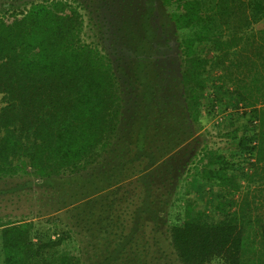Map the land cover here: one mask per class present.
I'll list each match as a JSON object with an SVG mask.
<instances>
[{"label":"trees","instance_id":"16d2710c","mask_svg":"<svg viewBox=\"0 0 264 264\" xmlns=\"http://www.w3.org/2000/svg\"><path fill=\"white\" fill-rule=\"evenodd\" d=\"M161 3L180 37L184 108L197 121L204 94L216 97L210 73L222 68L224 75L229 73L225 64L231 60L238 37L226 38L224 32L215 33L208 26L214 20L208 10L214 6V15L220 5L215 0ZM258 3L252 7L260 16L264 1ZM84 35L83 13L69 0H41L25 7L0 0V178L28 174L46 182L65 183L110 153L118 141L125 113L122 81L106 52L86 41ZM246 40L243 49L249 46L248 50L262 59L264 42L253 47L250 38ZM208 44L206 51L203 47ZM230 62L235 66L238 60ZM241 82L231 94L242 102L252 98V108L242 114L249 117L239 139L240 149L256 163L252 174H259L264 170V93L262 97L258 94L264 91V70L254 69ZM148 102L143 110L136 111V117L140 120L141 116L146 125L158 113ZM158 125L154 127L162 133L174 130L166 123L162 128ZM134 132L137 134L128 153L134 164L126 177L143 181L142 186L150 190V202L161 192L158 201L167 204L163 197L170 194L171 181L164 179L166 170L160 169L165 162L163 156L168 148L184 142L188 133H182L178 140L161 138L164 145L157 143L153 151L143 125ZM212 157L209 162H216ZM217 160L221 169L231 164L224 155ZM206 178L221 186L226 200L218 202L211 215L193 213L197 203H188L164 230L166 222L159 215H142L151 207L145 200L139 206L140 215H124L122 204L112 202L104 207L97 205L100 208L90 215L104 232L122 231L124 239L114 249L124 252L131 244L133 264H159L168 242L175 254L173 264H264V210H254L247 195L239 203L228 199L239 185L225 171H209ZM26 215L6 220L0 215V264H81L77 240L61 227L63 215L51 220L57 232L54 238L44 224L26 220ZM254 225L256 242L250 238ZM105 259L102 264L116 262L113 256Z\"/></svg>","mask_w":264,"mask_h":264},{"label":"rangeland","instance_id":"374dc122","mask_svg":"<svg viewBox=\"0 0 264 264\" xmlns=\"http://www.w3.org/2000/svg\"><path fill=\"white\" fill-rule=\"evenodd\" d=\"M9 1L25 7L41 0ZM69 1L77 5L83 13L85 40L97 44L106 52L121 78L125 113L118 141L110 153L65 183L46 182L40 177L28 174L0 178V215L6 220L21 219L27 214L24 217L26 220L44 224L53 238L57 236V232L51 220L56 219L57 215H63L61 227L70 231L77 240L81 264H102L108 255L115 258L116 262L112 264H133L131 244H128L127 251L124 252L114 249L124 239L122 231L104 232L93 221L90 213L95 208H100L97 205L104 207L110 202L119 203L126 211L123 212L124 215H140L139 206L144 200L148 201L147 206L149 203L151 207H147L142 215H159L162 222H166L165 225L163 223L164 230L167 222L170 223L172 217L181 213L184 206L191 202L197 203L193 213L213 214V207L226 199L221 192V186L206 177L209 171L223 170L227 177L234 178L239 185L238 190L228 199L239 203L247 195L254 210L259 207L263 211L264 170L259 174H252L256 163L248 154L242 152L239 142L249 117L242 114L251 110L252 98H249V102H242L231 94L236 86L243 84L241 81L246 80L247 75L254 73V69L264 70V63H261L264 56H261L263 60H258L257 54L252 49L248 50L249 46L243 49L247 37L252 41L253 47L264 42V12L257 16L252 7V4L258 6L260 0H215L220 5L218 4L214 15V6L210 9L207 7L212 14L211 20L214 19L208 26L215 33L224 32L226 38L232 35L238 37L237 45L230 55L231 60H238V63L234 66L231 60H227L225 65L229 73L226 75L224 68L211 71L210 86L214 87L217 98L212 96L211 99L209 94H204L197 121L184 108L186 102L181 83L183 66L180 37L161 0ZM258 17L260 18L255 20ZM209 47L208 44L203 49L208 51ZM254 59L257 61L254 62ZM147 92L149 93L146 94ZM254 92L257 96V90ZM262 93L264 91H260L258 97H262ZM148 100L150 105L156 106L155 111L158 113L146 125L141 121V116L140 120L136 117V111L143 110L142 107ZM162 123L176 131L162 133L154 127L159 124L158 127L162 128ZM142 125L151 139L150 150L153 151H156L157 143L164 145L161 138L173 137L178 140L182 133H188L184 142L168 148L163 156L162 161L165 162L160 169L166 170L163 173L164 179L169 178L171 181L168 185L171 192L163 197L167 199V204L159 203L158 194L160 196L161 192L155 194L156 203L150 202V190L142 186L143 181L126 177L134 164L128 154L133 146L132 139L137 134L132 132L134 128L139 129ZM190 130L193 131L192 134H189ZM222 155L231 162L224 169H221L217 160ZM211 156L216 162H209ZM153 175L156 176V172ZM123 183L125 184L122 185ZM144 190H147L146 194ZM106 191L107 194H102ZM255 229L256 225L250 237L253 242L258 240ZM169 244H166L167 252L162 255L159 264L174 263L175 254ZM118 255L121 256L117 257ZM154 263L153 261L150 264Z\"/></svg>","mask_w":264,"mask_h":264}]
</instances>
